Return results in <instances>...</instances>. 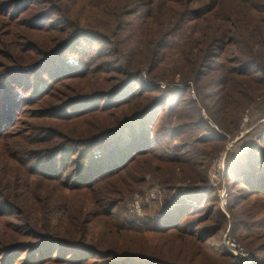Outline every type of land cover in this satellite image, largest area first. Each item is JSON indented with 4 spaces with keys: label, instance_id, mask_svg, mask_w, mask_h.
Returning a JSON list of instances; mask_svg holds the SVG:
<instances>
[{
    "label": "trees",
    "instance_id": "trees-1",
    "mask_svg": "<svg viewBox=\"0 0 264 264\" xmlns=\"http://www.w3.org/2000/svg\"><path fill=\"white\" fill-rule=\"evenodd\" d=\"M228 228L264 264V0H0V264H226Z\"/></svg>",
    "mask_w": 264,
    "mask_h": 264
},
{
    "label": "built area",
    "instance_id": "built-area-1",
    "mask_svg": "<svg viewBox=\"0 0 264 264\" xmlns=\"http://www.w3.org/2000/svg\"><path fill=\"white\" fill-rule=\"evenodd\" d=\"M145 77V76H144ZM183 86V85H181ZM195 96L196 92L192 91ZM231 144L220 153L217 157L214 169V174H210V184L214 185V187L218 188V192L220 195V206L221 209L228 214L227 205H228V189L226 183H222L225 169L221 170L219 167L220 164H224L225 159H227L228 152L231 149ZM223 193V195H221ZM161 196V190L158 187L152 188L150 193L147 195L146 200H141V194H136L132 201L129 202L128 206L130 210L138 216H143L147 213V209L152 211L159 204ZM224 246L225 248L232 254L233 260L229 264H253V254L247 248L242 246L231 234L230 229L224 234Z\"/></svg>",
    "mask_w": 264,
    "mask_h": 264
},
{
    "label": "rangeland",
    "instance_id": "rangeland-1",
    "mask_svg": "<svg viewBox=\"0 0 264 264\" xmlns=\"http://www.w3.org/2000/svg\"><path fill=\"white\" fill-rule=\"evenodd\" d=\"M145 76V77H144ZM143 77L145 78V79H147L149 82H150V84H153L154 82H152V80H149L148 79V76H147V74L145 73H143ZM156 83H158L162 88H166V87H173L174 86V84L175 83H178L180 86L181 85H185L184 83H181V82H169V81H166V80H160V81H156ZM190 83V86H192L191 87V95H192V98L193 99H195V100H197V98H198V94H197V92H196V89H195V86H194V83L192 82V81H190L189 82ZM192 83V84H191ZM192 91H195L196 92V94H195V96L193 95V93H192ZM201 111H202V113L203 114H206V111H205V109L204 108H201ZM256 116H257V113L256 112H252L251 113V119L252 120H254L255 118H256ZM210 121V123L212 124V126H214L215 128H218L217 126H216V124L210 119L209 120ZM247 121V118H245L244 119V123L242 124V131L239 133V135L236 137V138H239L238 140H236V138L232 141V142H230V143H228L227 145H226V147L224 148V149H222L218 154H217V156L215 157V159H214V161H213V164L211 165V167H210V169H209V177H210V174H214V172H215V169H214V164H215V161H216V159H217V157L220 155V153L221 152H223L230 144L232 145L231 146V149L229 150V152H231V151H233L235 154H241V153H243V152H245V151H247L252 145H253V143H255L256 141H257V134L259 133V131H260V129L262 128V126L263 125H259L258 127H256V125L253 123V124H251V125H246L245 124V122ZM229 152H228V155H229ZM227 158H228V156H227ZM227 160V159H226ZM226 168V167H225ZM225 173H226V169H225V172H224V176H225ZM222 177V179H223V181H222V183H226V180H225V177ZM146 178H149V175H146ZM209 182H210V178H209ZM227 184V183H226ZM212 186H214V185H212ZM153 187H158V188H160V190H161V187H160V185L159 184H152L149 188H147L146 189V191H145V194H143L141 191H139V190H136L132 195H131V197H130V199L128 200V202H127V205L129 204V202L130 201H132L133 200V198L136 196V194L138 193V194H141V196H142V198H141V200L143 201V200H146L147 199V195L150 193V191L152 190V188ZM215 188H217V187H215ZM217 191H218V188H217ZM218 194H219V192H218ZM160 197H162V193H161V196ZM162 199V198H161ZM219 199H220V195H219ZM220 202H221V200H220ZM128 208H129V206H128ZM130 209V208H129ZM131 211V210H130ZM223 211V210H222ZM152 211H150V210H148L147 209V213H151ZM155 211H153L152 213H154ZM224 212V211H223ZM227 212H228V209H227ZM225 213V212H224ZM226 214V213H225ZM227 216H230V213L228 212V214H226ZM230 228V227H229ZM228 228V229H229ZM227 229V230H228ZM227 230H226V232H227ZM226 232H224V234L226 233ZM242 246H244L238 239H237V237L235 236V235H232ZM223 237H224V235H223ZM223 237H222V243L224 244V239H223ZM245 248H247V247H245ZM249 250V249H248ZM230 263V261L229 262H227L226 264H229Z\"/></svg>",
    "mask_w": 264,
    "mask_h": 264
},
{
    "label": "clouds",
    "instance_id": "clouds-1",
    "mask_svg": "<svg viewBox=\"0 0 264 264\" xmlns=\"http://www.w3.org/2000/svg\"><path fill=\"white\" fill-rule=\"evenodd\" d=\"M227 164V160L225 159L224 164H220L219 167L221 168V170H223L226 167ZM221 195H223V193H221Z\"/></svg>",
    "mask_w": 264,
    "mask_h": 264
},
{
    "label": "water",
    "instance_id": "water-1",
    "mask_svg": "<svg viewBox=\"0 0 264 264\" xmlns=\"http://www.w3.org/2000/svg\"><path fill=\"white\" fill-rule=\"evenodd\" d=\"M239 138H236V140H238Z\"/></svg>",
    "mask_w": 264,
    "mask_h": 264
}]
</instances>
